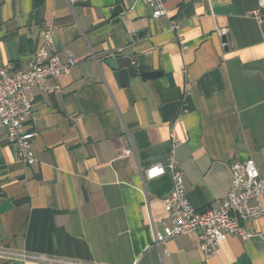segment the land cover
Returning a JSON list of instances; mask_svg holds the SVG:
<instances>
[{
  "label": "crops",
  "instance_id": "obj_1",
  "mask_svg": "<svg viewBox=\"0 0 264 264\" xmlns=\"http://www.w3.org/2000/svg\"><path fill=\"white\" fill-rule=\"evenodd\" d=\"M257 2L165 0L152 19L143 0H0V65L25 69L47 29L51 53L75 60L60 93L32 91V166L0 132V264L201 262L194 233L154 245L172 183L141 173L173 152L196 210L227 195L231 164L264 176ZM243 226L249 237H227L208 264H264V214Z\"/></svg>",
  "mask_w": 264,
  "mask_h": 264
},
{
  "label": "built area",
  "instance_id": "obj_2",
  "mask_svg": "<svg viewBox=\"0 0 264 264\" xmlns=\"http://www.w3.org/2000/svg\"><path fill=\"white\" fill-rule=\"evenodd\" d=\"M143 1L150 10L152 19L167 15L165 0ZM249 14L259 25L264 24V0H258L257 7ZM169 28L172 32H177L178 24L172 22ZM223 34L224 32L220 31V35ZM51 46L52 37L47 29L25 69L11 71L10 64L0 65V132L3 133L6 143L15 148L17 160L26 166H32L36 161L32 148L36 134L26 129L32 116V91L37 90L45 94L60 93L59 78L68 74L75 64L71 56L62 62L57 55L51 53ZM189 91L186 84L182 102L188 98ZM182 111L186 112L188 109L183 107ZM125 154H131V151H126ZM230 173L231 181L227 195L211 206L196 210L186 198L182 173L173 152L168 156L165 165L157 164L143 170V181L168 174L172 183L170 193L159 199L171 226L163 223L161 233L153 230L154 245L163 248L171 238L194 233L202 256L199 264H208L209 259L217 253L218 246L227 237L237 236L246 240L249 235L243 224L264 214V176L259 175L251 159L231 164ZM148 202L145 198V203ZM16 257L55 264H77L27 254Z\"/></svg>",
  "mask_w": 264,
  "mask_h": 264
},
{
  "label": "water",
  "instance_id": "obj_3",
  "mask_svg": "<svg viewBox=\"0 0 264 264\" xmlns=\"http://www.w3.org/2000/svg\"><path fill=\"white\" fill-rule=\"evenodd\" d=\"M222 41L226 42V37L225 36H222Z\"/></svg>",
  "mask_w": 264,
  "mask_h": 264
}]
</instances>
